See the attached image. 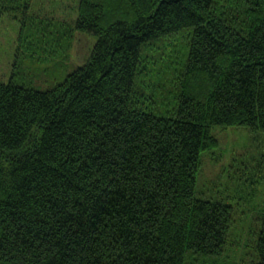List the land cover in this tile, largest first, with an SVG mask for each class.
Masks as SVG:
<instances>
[{
  "label": "trees",
  "instance_id": "1",
  "mask_svg": "<svg viewBox=\"0 0 264 264\" xmlns=\"http://www.w3.org/2000/svg\"><path fill=\"white\" fill-rule=\"evenodd\" d=\"M65 25L96 37L83 65L44 91L0 82V264H218L234 209L195 176L212 126L264 132V0H79ZM179 33L168 105L142 53Z\"/></svg>",
  "mask_w": 264,
  "mask_h": 264
},
{
  "label": "rangeland",
  "instance_id": "2",
  "mask_svg": "<svg viewBox=\"0 0 264 264\" xmlns=\"http://www.w3.org/2000/svg\"><path fill=\"white\" fill-rule=\"evenodd\" d=\"M78 2L31 0L26 14L22 6L14 13H3L0 82L13 81L44 91L87 61L96 37L72 28L71 38L63 37L68 31L64 30L65 24L72 26L76 20ZM186 38L187 35L179 33L157 40L142 53L141 61L148 76L145 92L150 94L158 80L165 84L163 101L168 105L173 96L168 78L177 66L174 58L181 60L185 56ZM211 134L217 143L200 154L195 196L226 201L234 209L226 254L217 263L250 264L264 209V132L244 126H212Z\"/></svg>",
  "mask_w": 264,
  "mask_h": 264
}]
</instances>
